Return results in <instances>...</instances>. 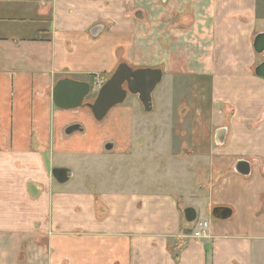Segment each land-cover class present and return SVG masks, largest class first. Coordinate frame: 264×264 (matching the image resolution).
Here are the masks:
<instances>
[{"label":"crops","instance_id":"obj_1","mask_svg":"<svg viewBox=\"0 0 264 264\" xmlns=\"http://www.w3.org/2000/svg\"><path fill=\"white\" fill-rule=\"evenodd\" d=\"M260 32L264 0H0V264H264ZM122 62L162 71L161 116L148 119L198 127L137 131L149 143L128 154L122 120L106 116L108 133L91 113L53 105L59 79L95 76L96 87ZM218 107L231 110L221 146L203 132V108L217 123ZM73 124L82 132L66 135ZM54 168L71 172L66 183ZM187 207L207 223L201 238Z\"/></svg>","mask_w":264,"mask_h":264},{"label":"water","instance_id":"obj_2","mask_svg":"<svg viewBox=\"0 0 264 264\" xmlns=\"http://www.w3.org/2000/svg\"><path fill=\"white\" fill-rule=\"evenodd\" d=\"M102 26H95L91 29V36L95 37ZM253 51L258 55H264V32L257 33L252 41ZM254 75L264 80V60L261 61L253 71ZM163 78L162 71L159 68H135L122 62L118 64L114 72L98 89L95 99L92 103L84 102L92 91V85L89 82L78 81L71 78L59 79L51 92V100L55 107L61 110H77L86 108L90 111L97 122L105 119L107 114L114 107L124 103L128 95L135 96L141 104L145 113L153 111L152 95L161 83ZM75 132H82L81 125L73 124L65 129L66 135ZM226 128H220L215 132V143L221 146L226 137ZM113 143L108 142L104 145L105 151H111ZM235 171L243 176L249 174V164L247 162H238ZM54 178L64 184L71 176V172L65 168H54ZM183 216L187 223L192 224L196 221V211L192 207L183 209ZM213 216L224 220L230 216V210L227 208H214Z\"/></svg>","mask_w":264,"mask_h":264},{"label":"rangeland","instance_id":"obj_3","mask_svg":"<svg viewBox=\"0 0 264 264\" xmlns=\"http://www.w3.org/2000/svg\"><path fill=\"white\" fill-rule=\"evenodd\" d=\"M253 63L251 66V71H254V68L264 59V55H258L253 51ZM254 74V73H253ZM109 77H107L108 79ZM106 79V80H107ZM106 80H102L100 82V84H98L96 87H93L92 85V91L90 93V95L88 97H86V102L92 103L93 100L95 99L96 93L98 91V89L100 88V86L106 81ZM164 84V81L161 82L159 84L158 89L156 90V92L158 90L161 89V86ZM183 94V93H182ZM156 96V94H155ZM176 94L173 92L171 93V97H174L175 100L176 99ZM189 96V93H184L182 95V103H184V106L187 104V97ZM156 98V97H155ZM155 98L153 99V104L156 105L155 103ZM135 99V100H134ZM134 100V101H133ZM186 109L184 110L185 112V116H192L194 115V110L188 108V104L186 105ZM82 111L84 113H89L90 111L86 108L82 109ZM180 110L177 111V114L171 110L172 116L175 117L176 115H180ZM203 112V120H204V128H203V132L204 133H208L210 136H213L215 130H217L218 128H223V127H228L229 125V116L231 114V110L225 109L223 107H218V108H214L213 109V113H217L218 117L217 118V123L214 122L213 119L210 118V114L211 110L209 109H205L203 108L202 110ZM110 113V114H109ZM109 113L107 114V116H111V118L115 119V120H122L125 123V128L123 129V138L125 139L124 142H122L121 146L124 145V148H128L129 152H127L128 154H130L132 149H135L137 147H141V148H146L148 145V141L145 137H141L140 140H135L134 137L136 136L137 131L142 134V135H147L148 133L151 134H158V133H164V128H166V132H172L174 135L177 134H190L191 131H194L195 127L198 126H193L190 123L189 124H173V125H161L159 124V121L156 119H148V118H156V117H160L161 113L160 110L157 108H155L152 112L150 113H145L143 111L142 106H140V104L138 103L137 99L135 96L132 95H128L126 100L124 101L123 104L118 105L116 107H114L113 109H111L109 111ZM91 116V114H90ZM194 116H197L194 115ZM140 119V121H137L138 118ZM132 118H135L136 121H134ZM105 121H103L101 124H97L101 127H105L106 132L110 133L111 129L110 128H106L107 126L104 123ZM137 123V124H136ZM252 128L256 129V124H252L251 125ZM258 127V126H257ZM138 128V130H136ZM140 129V130H139ZM201 131V130H199ZM116 139L114 137H111V139ZM123 139V140H124ZM118 143V147L120 146L119 141H117ZM120 146V151H122V147ZM102 152V151H100ZM161 163V162H160ZM108 167H114L115 166V160L114 159H110L109 161H107ZM105 180V179H104ZM32 190V189H31ZM196 222L201 220V217H197L196 218Z\"/></svg>","mask_w":264,"mask_h":264},{"label":"built area","instance_id":"obj_4","mask_svg":"<svg viewBox=\"0 0 264 264\" xmlns=\"http://www.w3.org/2000/svg\"><path fill=\"white\" fill-rule=\"evenodd\" d=\"M98 84H100V83H98ZM195 224H196V226H195V229L193 232V237L194 238L203 237L204 232H205V228L207 227V223L206 222H196Z\"/></svg>","mask_w":264,"mask_h":264},{"label":"trees","instance_id":"obj_5","mask_svg":"<svg viewBox=\"0 0 264 264\" xmlns=\"http://www.w3.org/2000/svg\"><path fill=\"white\" fill-rule=\"evenodd\" d=\"M100 77H102L103 80H106L108 76H106V75H100ZM94 78H95V76H88V77H87V81H88L90 84H92L93 81H94Z\"/></svg>","mask_w":264,"mask_h":264},{"label":"flooded vegetation","instance_id":"obj_6","mask_svg":"<svg viewBox=\"0 0 264 264\" xmlns=\"http://www.w3.org/2000/svg\"><path fill=\"white\" fill-rule=\"evenodd\" d=\"M263 60H264V59H263ZM263 60H262V61H263ZM84 102H86V100H85ZM88 103H89V102H88Z\"/></svg>","mask_w":264,"mask_h":264}]
</instances>
